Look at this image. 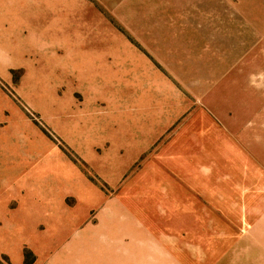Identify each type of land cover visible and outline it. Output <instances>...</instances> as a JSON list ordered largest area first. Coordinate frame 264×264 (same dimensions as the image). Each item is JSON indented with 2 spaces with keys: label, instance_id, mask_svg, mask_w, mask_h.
Here are the masks:
<instances>
[{
  "label": "rangeland",
  "instance_id": "obj_1",
  "mask_svg": "<svg viewBox=\"0 0 264 264\" xmlns=\"http://www.w3.org/2000/svg\"><path fill=\"white\" fill-rule=\"evenodd\" d=\"M45 3L0 48V264H264V0Z\"/></svg>",
  "mask_w": 264,
  "mask_h": 264
},
{
  "label": "crops",
  "instance_id": "obj_2",
  "mask_svg": "<svg viewBox=\"0 0 264 264\" xmlns=\"http://www.w3.org/2000/svg\"><path fill=\"white\" fill-rule=\"evenodd\" d=\"M45 5H46L45 0H43V2L42 0H0V48L28 47L31 49L37 47L40 50H37L35 48L36 50L28 51L27 55L31 59L33 57L34 58L40 57L41 50L45 51L48 43V33L46 30L47 17H46ZM55 37L58 38L59 35L55 33ZM66 38L67 39L70 38L68 34ZM32 54L35 55L32 56ZM0 61L10 62L11 59H9V54L4 53L2 51V53H0ZM28 180L30 183L27 184L26 188H28L27 190L30 193L34 194L36 192L35 184H37L38 182H34L32 179H28ZM65 182H68L67 186H64L65 184L63 183V180L60 183V185L62 184L64 188L71 186L70 182L72 181L66 180ZM56 185L57 184L53 183L51 184V186H44L42 188L40 195L43 199L45 198L44 202L48 201L46 204L42 203V206L52 207L54 204H48V203H54V200H57L59 202L58 204L61 205L60 202L62 201L63 194L61 190L58 191L57 188L52 187ZM42 186L43 185H39L38 188H41ZM84 187L87 186L84 185ZM30 203L26 204L25 206H29ZM35 206H40V205H35ZM64 212L68 213V211L66 210H64ZM50 216L55 217L52 213L50 214ZM55 219L53 220V222H55ZM59 220L65 224V222H63L64 219H59ZM70 222L72 224L73 223L77 224L78 222H80V219H74L73 221L71 220ZM87 238L88 237L85 236V238L83 239H87Z\"/></svg>",
  "mask_w": 264,
  "mask_h": 264
}]
</instances>
